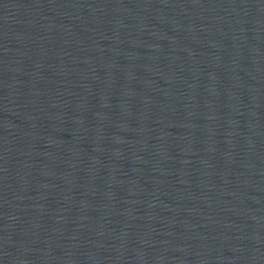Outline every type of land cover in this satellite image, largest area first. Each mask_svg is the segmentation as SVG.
Returning <instances> with one entry per match:
<instances>
[{"label":"water","instance_id":"water-1","mask_svg":"<svg viewBox=\"0 0 264 264\" xmlns=\"http://www.w3.org/2000/svg\"><path fill=\"white\" fill-rule=\"evenodd\" d=\"M0 264H264V0H0Z\"/></svg>","mask_w":264,"mask_h":264}]
</instances>
